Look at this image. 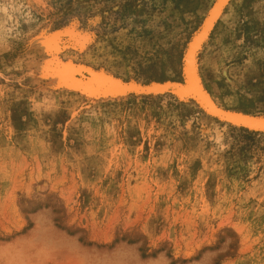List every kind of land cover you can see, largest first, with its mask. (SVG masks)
<instances>
[{
  "label": "rangeland",
  "instance_id": "374dc122",
  "mask_svg": "<svg viewBox=\"0 0 264 264\" xmlns=\"http://www.w3.org/2000/svg\"><path fill=\"white\" fill-rule=\"evenodd\" d=\"M215 2L0 0V264H264V135L147 89L184 82ZM197 65L263 116L264 0H230ZM92 72L138 88L89 98Z\"/></svg>",
  "mask_w": 264,
  "mask_h": 264
},
{
  "label": "bare ground",
  "instance_id": "6f19581e",
  "mask_svg": "<svg viewBox=\"0 0 264 264\" xmlns=\"http://www.w3.org/2000/svg\"><path fill=\"white\" fill-rule=\"evenodd\" d=\"M229 1L230 0H216L215 4L213 5L212 9L209 12L208 17L206 18V20L204 22L202 28L194 36V38L192 39V42L189 43L190 46H189V49H188L187 54H186L187 62H186V68H185L186 74H187V79H189V81L187 82V85H184L185 87L183 86L184 88H187V90L190 89V88H192V89L196 88L198 91L200 89L205 90L203 85H202L203 83H202L201 77L199 76V74L197 72V68H198L197 55H198L199 50L202 48L204 42L209 37L210 32L212 31V29L214 28L216 22L218 21V19L222 15V12H223L224 8L226 7V5L228 4ZM71 30H69L71 32H69L70 34H68L67 39H66V41L69 43V45H67V46H71L73 44L72 46L75 47L74 48L75 50H80V51L83 50L85 48L86 44H87V38L88 37L86 35L80 33V32L74 31L73 29H71ZM188 57L193 59L192 60V65H191L190 68H189V64H188V60H189ZM70 69H72V68L70 67ZM73 71L75 72V69L72 70V73H73ZM72 73H70V74H72ZM71 76H73V75H71ZM73 82L76 83L75 79H74ZM71 87L73 88V86H70V88ZM136 91H141V90H136ZM80 92L82 94H84L85 96L89 97V98L94 97V96L123 97V96L127 95V93H128V92L123 91V90H118V89H115V88H112V87L100 86V85L91 86L90 89H86V91L82 90ZM204 93L209 99L213 98L207 93V91H204ZM177 97L179 99H181V100L188 99V98L191 99L192 98L197 103H199L201 105V107L204 108V110L206 111L207 114L210 115L212 113L206 108L205 104L198 97L190 95V93H184V92L183 93H179V94H177ZM231 126H233L235 128H238V129H242V130L247 131V132H255V133L257 132V133H260V134L264 135V131L253 129L252 127H248V126H246L244 124L243 125L232 124Z\"/></svg>",
  "mask_w": 264,
  "mask_h": 264
},
{
  "label": "water",
  "instance_id": "95a60500",
  "mask_svg": "<svg viewBox=\"0 0 264 264\" xmlns=\"http://www.w3.org/2000/svg\"><path fill=\"white\" fill-rule=\"evenodd\" d=\"M194 38V37H193ZM192 38V39H193ZM192 42V40H191ZM190 42V43H191ZM190 44L187 47L186 53H185V59H184V82L181 84L177 83H166V84H154L150 86L147 89L158 91V92H174V93H190V95H193L195 97H198L206 106V108L217 115L218 118L222 119L226 123H233V124H240V125H246L248 127H252L253 129L262 130L264 131V115H248L244 113L234 112L225 110L222 108H219L214 102L209 99L204 91L200 89L199 91L196 88H190L187 90V88H184V85H187V82L189 79H187L186 74V54L189 49ZM188 64L189 68L192 65V60L190 57H188ZM193 83V82H192ZM84 87H91V86H108L112 87L118 90H132L137 89L138 86L134 84H126L122 82L121 80L108 75L106 73H90L88 77L85 78V81L81 84ZM184 86V87H183Z\"/></svg>",
  "mask_w": 264,
  "mask_h": 264
}]
</instances>
